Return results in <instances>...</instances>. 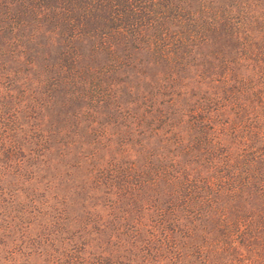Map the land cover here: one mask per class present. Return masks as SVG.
<instances>
[{
	"label": "trees",
	"instance_id": "16d2710c",
	"mask_svg": "<svg viewBox=\"0 0 264 264\" xmlns=\"http://www.w3.org/2000/svg\"><path fill=\"white\" fill-rule=\"evenodd\" d=\"M133 63L152 87L123 98L105 73ZM74 90L76 214L45 169ZM0 264H264V0H0Z\"/></svg>",
	"mask_w": 264,
	"mask_h": 264
},
{
	"label": "rangeland",
	"instance_id": "374dc122",
	"mask_svg": "<svg viewBox=\"0 0 264 264\" xmlns=\"http://www.w3.org/2000/svg\"><path fill=\"white\" fill-rule=\"evenodd\" d=\"M81 63H88V59L92 58L94 61L99 58V55L93 56V54L89 55L87 48L84 46L80 53ZM134 65V63H133ZM98 67V66H97ZM95 64H93L90 72L94 76L96 73ZM136 70V72H135ZM147 63H142V65L138 66L134 65V69L132 71L134 73L132 75L127 74L125 71L121 73V71L109 72L105 73L108 78L111 77L112 82H116L120 91L116 92V94L120 95L124 98L122 92H125L129 85H133V79L135 80V75L138 79V84L136 86L139 92L138 95L144 94L145 91L143 89H147V85L152 87L149 83V75H152ZM116 85V86H117ZM80 85H77L78 88ZM148 86V87H149ZM149 87V88H150ZM69 88V86H68ZM81 89H85V86L81 85ZM79 91V88H78ZM79 92L74 90L73 95L70 94L66 96V104L60 108L55 105H48L50 108L46 109V117L48 119V123L50 125L48 127L50 134V149L48 152V160L45 165L46 172L48 173L47 177L51 176L49 179L50 185L53 183V179L59 177L62 181V187L64 188V205L71 212V209L75 214L78 213L75 209L78 207V203H75V196L72 194L71 184L74 185L77 183V180L80 179L86 167H88V160L84 158L83 155L86 154V150L88 149L87 143L89 139V115L93 116L92 112H87L82 108V101H85L81 98ZM145 95V94H144ZM72 97V98H71ZM81 105L79 109L76 108L75 102ZM133 112V116L131 119H135L140 112L138 109V105L135 103L130 108ZM91 113V114H90ZM90 116V118L92 117ZM109 132L115 133V135L120 132V137H126L130 139V132H126V128L121 125H109ZM124 130V132H123ZM125 133V134H123ZM113 140V139H112ZM122 140H126L123 138ZM117 141V140H116ZM93 146V147H92ZM92 149H94V160L93 162L103 163V160L113 161L115 158V150L112 144L105 143L104 140L100 138H96L92 141L91 145ZM125 160L124 158H122ZM51 187V186H50ZM53 191V189H52ZM71 218V214H69Z\"/></svg>",
	"mask_w": 264,
	"mask_h": 264
}]
</instances>
